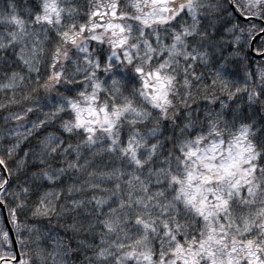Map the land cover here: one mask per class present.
Here are the masks:
<instances>
[{
  "label": "snow or ice",
  "instance_id": "obj_1",
  "mask_svg": "<svg viewBox=\"0 0 264 264\" xmlns=\"http://www.w3.org/2000/svg\"><path fill=\"white\" fill-rule=\"evenodd\" d=\"M3 209L0 264H264V0H0Z\"/></svg>",
  "mask_w": 264,
  "mask_h": 264
},
{
  "label": "water",
  "instance_id": "obj_2",
  "mask_svg": "<svg viewBox=\"0 0 264 264\" xmlns=\"http://www.w3.org/2000/svg\"><path fill=\"white\" fill-rule=\"evenodd\" d=\"M1 211V215H2V219H3V222L5 224L6 220H7V215H6V211L5 209L3 210H0ZM10 227V225H8Z\"/></svg>",
  "mask_w": 264,
  "mask_h": 264
},
{
  "label": "trees",
  "instance_id": "obj_3",
  "mask_svg": "<svg viewBox=\"0 0 264 264\" xmlns=\"http://www.w3.org/2000/svg\"><path fill=\"white\" fill-rule=\"evenodd\" d=\"M6 211V215L8 217V213H7V209H5ZM0 225H4L3 219H2V215H1V211H0Z\"/></svg>",
  "mask_w": 264,
  "mask_h": 264
}]
</instances>
